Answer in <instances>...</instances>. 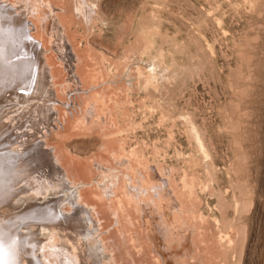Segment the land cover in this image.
I'll use <instances>...</instances> for the list:
<instances>
[{"label": "rangeland", "instance_id": "374dc122", "mask_svg": "<svg viewBox=\"0 0 264 264\" xmlns=\"http://www.w3.org/2000/svg\"><path fill=\"white\" fill-rule=\"evenodd\" d=\"M48 1L66 27L71 54L82 60L81 65H75L81 81L71 80L64 70L66 63L58 53L63 50L62 45L51 33H46L34 15L37 12H31L29 6L31 13L25 17L24 33L28 32L37 48L43 50L41 62L46 75L55 77L46 86L51 95L45 91L37 94L42 72L39 60L35 64L23 54L22 50L27 48L18 43L21 38L11 40L13 49H22L14 57L6 46L0 45V71L7 70L0 72V145H11V151H3L12 155L17 172L9 162L0 163V171L7 168L14 170L10 174L21 175V178L9 175L12 182L7 189L20 199L11 197L9 201L22 207L4 214L12 215L9 223L17 233V240L32 225L44 223L39 220L43 217L35 206L47 197L64 196L65 192L58 193L62 189L55 186L57 176L51 177L52 181L47 179L60 170L64 181L68 178L66 183L81 184L70 186L79 191L76 205L80 211L75 215L73 207L61 204L57 208L61 218L71 219L74 215L75 219L72 224L68 220L59 221L55 228L74 243L80 242L81 250L90 258L89 264L95 260L94 244L91 252H85L84 245L92 242L93 237L101 241L106 255L116 258L114 264H126L120 258L125 260L128 254L134 260L130 264H164L159 257V249L163 251L160 242L163 232L158 222L172 220L176 215L171 194L161 196L160 201V195L153 196L162 205L159 212L138 211L131 205L133 227L126 223L121 212L114 214L117 208L112 212L107 207L106 198L102 202L97 198L107 193L105 187L111 186L110 181L115 182L116 176L121 178L126 173L113 160V154L132 157L134 153L133 157L138 156L145 165L135 163V170L146 180L158 182L152 175L155 167L160 172L173 170L171 179L175 178L176 185L186 176L189 189L183 193V199L188 209H194L196 218L189 215L184 219L185 227L177 229L176 245L166 244L167 248H175L168 251L170 264H264V0H85L93 12L78 16L75 13L81 0ZM18 2L0 0V4L13 10L16 7V15L20 14L16 10L21 6ZM41 6L43 15L47 10ZM64 9L70 21L60 15ZM4 13L0 12L1 31L5 24L15 27V20L10 15L3 16ZM2 36L7 34L0 35V43ZM2 52L9 56L8 60ZM85 75L88 83H84ZM91 75L95 78L91 79ZM95 93L105 97L103 102L112 111L113 125L107 118L96 115L81 119L85 104L94 99ZM37 104L47 111L42 118L31 115L32 118L26 119L20 115L22 108L29 105L34 109ZM50 109L57 115L53 120L48 118ZM6 130L10 134L5 137ZM26 134L32 136L28 146L33 152L24 158L23 147H17ZM37 143L42 144L46 153L42 161L35 156ZM46 160L51 167L48 170L54 169L52 173L45 171ZM29 182L41 189L39 193L45 189L39 194L38 188ZM5 189L2 187V192ZM84 210L94 221L91 224L82 214ZM24 215L25 220L18 222L16 217ZM193 229L203 235L198 238L201 242L193 241L196 246L191 241ZM120 231H124L126 238H121ZM133 234L138 235V240H132ZM175 253L184 258L178 260Z\"/></svg>", "mask_w": 264, "mask_h": 264}, {"label": "bare ground", "instance_id": "6f19581e", "mask_svg": "<svg viewBox=\"0 0 264 264\" xmlns=\"http://www.w3.org/2000/svg\"><path fill=\"white\" fill-rule=\"evenodd\" d=\"M8 1V0H7ZM19 1L18 3L21 4V6L19 8H17L16 10L20 12L19 15H16L14 13L15 11V8L13 10V8L11 9V7H9L8 5H3L0 4V12H5L3 16H8L10 15L11 18H13L15 21H14V24H15V27H13L14 25L13 24H8V25H4V28H3V31H1L0 29V35H2L3 33H6L7 36L6 37H3V40H1V43L0 45H4L7 47V50L8 52H10V54H14L15 56L18 55V54H15V53H19L20 49H13L12 47V43H11V40H15V39H19L21 38L20 40H18V43H20L22 46L25 45V47L27 48L26 51H23V54L27 55L28 58H29V61L31 59V61L35 64H38V60H39V64H40V70L42 71L41 74H40V81L38 84L40 86V88H37L38 89V93L37 94H41V92L39 91H45V93H49L51 95V92L48 91L49 89L46 88V86L50 85V82L54 80V77L50 76L48 77L46 74V68L44 69L43 65H42V62L41 60L43 58H41L42 55H44L43 53V50L39 48H37V46L35 45V43L31 40V38H29L27 36L28 32L26 33L25 35V25H26V22H25V17L27 15H29L31 12L33 11H36L37 14H34V15H37V19L39 21H41V24L42 26L45 27L46 29V33L47 34H50L53 35V38L54 40H58V42H60V44L62 45L63 49L62 51H59V55H60V60L61 61H64L66 63V67H64V70H66V72H68L71 76V80L72 79H77V81H81V78H79L77 75H76V64H80L82 63V60H80L79 58H77L76 56H73V54H71L70 52V48H69V40L67 39V35L65 33V28L63 26V24H61V19L59 18L58 14H56V11L57 9L54 10V6L52 7L50 1H44V0H32V3H29L27 2L28 0H17ZM37 2V3H36ZM40 5L42 10L45 9L46 7V10H47V13H44L43 15H40ZM29 6H32L31 7V12L29 13L28 12V7ZM14 7V6H13ZM30 8V7H29ZM93 8V7H92ZM91 7H89V5L86 3L85 0H81V5H80V8H78V10H76V15H84L83 12L87 13V12H93ZM36 12H33V13H36ZM43 13V12H42ZM62 13L63 14H60V15H63V19H65L67 17V19L70 21V17H69V14L65 12V9H64V12L62 10ZM33 15V14H32ZM33 15V16H34ZM47 18V19H46ZM7 20H9L8 18H6ZM48 20V21H46ZM12 21V20H11ZM38 21V22H39ZM61 21V22H60ZM3 23V22H2ZM40 23V22H39ZM4 24V23H3ZM28 25V24H27ZM65 25V24H64ZM43 27V28H44ZM31 32V31H30ZM1 38V37H0ZM51 39V40H52ZM54 42V41H53ZM68 42V44H67ZM53 45V44H52ZM25 48V49H26ZM5 49V48H4ZM58 49V47H57ZM60 49V50H61ZM18 50V52H17ZM59 50V49H58ZM57 50V51H58ZM4 52V51H3ZM2 52V54H3ZM6 53V51H5ZM21 53V52H20ZM4 55V54H3ZM13 55V57H14ZM5 56V55H4ZM5 60H8L7 58H9V56H5ZM11 57V56H10ZM24 58V57H23ZM13 59H18V58H13ZM12 59V60H13ZM10 60V59H9ZM21 60V59H20ZM6 62V61H4ZM44 63V62H43ZM73 63V64H72ZM32 66V65H31ZM10 67V65H9ZM66 68V69H65ZM5 70V69H4ZM4 70H1L0 72L2 73ZM7 70H5L4 72H6ZM11 70H9L7 73H9ZM51 73V72H50ZM60 74V73H59ZM9 75V74H8ZM50 75V74H49ZM7 76V75H6ZM4 76V77H6ZM83 77V76H82ZM89 77V76H88ZM91 79H94L95 77L93 75L90 76ZM10 78V76H9ZM57 79V78H56ZM74 80V81H75ZM37 81V82H38ZM53 83V82H52ZM84 83H88V80H87V76L85 75V79H84ZM5 85V84H4ZM3 88V86H2ZM8 88V87H7ZM48 89V90H47ZM47 90V91H46ZM105 99V97L102 95V94H99V93H95L94 94V99L93 100H90L88 101L86 104H85V108L84 110L85 111H82L81 115V119L84 121V120H88V116H94L96 115L97 117L99 118H104V120H106V118L109 120V122L111 123V125H113V114H112V111L110 109H108L105 105H104V102L103 100ZM1 100V99H0ZM39 101L42 102V98L40 99L39 98ZM41 104H37V107H35L34 109L31 107V106H26L25 108H22L20 111V115L25 117L26 119H28L29 117L32 118V116L34 118H42V115H46V112H45V107H42L40 106ZM81 108V107H80ZM1 113V112H0ZM4 114V113H2ZM18 114V113H17ZM19 115V114H18ZM32 115V116H31ZM57 116L56 114H53L52 112V109H50V112H48V118L53 120V116ZM8 115H6L7 117ZM90 116V118H92ZM9 117V116H8ZM14 117V116H12ZM5 118V117H4ZM3 118V119H4ZM11 118V117H10ZM15 118V117H14ZM18 119H20V117H17ZM16 118V119H17ZM46 118V117H45ZM44 118L43 122L45 121V124H46V120ZM47 118V119H48ZM84 118V119H83ZM2 119V120H3ZM25 119V120H26ZM54 119L56 120L57 118L54 117ZM8 120V119H7ZM11 120V119H10ZM10 120H9V123H10ZM13 120V119H12ZM11 120V122H13ZM54 120V121H55ZM4 121V120H3ZM2 121V124H4ZM16 121V120H15ZM23 121V120H21ZM7 122V125H10L8 124V121H5V123ZM52 122V121H51ZM50 122V123H51ZM0 123H1V120H0ZM15 123V122H13ZM79 123V122H78ZM16 124V123H15ZM17 124H20V122H18ZM5 125V124H4ZM25 125V124H23ZM41 125V124H40ZM47 125V124H46ZM49 125V124H48ZM78 125V124H77ZM2 126V125H1ZM13 126V125H12ZM11 126V127H12ZM16 126V125H14ZM28 126V124H27ZM45 126V125H44ZM36 127V126H34ZM3 128V127H2ZM5 128V127H4ZM10 128V127H9ZM43 128V126L41 127ZM6 129H7V126H6ZM11 129V128H10ZM17 129V128H16ZM20 129V128H19ZM47 129V127H46ZM45 129V130H46ZM25 130V129H24ZM40 130V129H39ZM38 130V131H39ZM9 131V130H8ZM0 132H1V128H0ZM7 132V130H6ZM13 132V131H12ZM57 132V131H56ZM27 133V132H26ZM43 134V132H41ZM40 133V134H41ZM45 133V132H44ZM4 134V133H3ZM6 134H10L9 132L5 133V137H6ZM57 134V133H56ZM2 135V134H1ZM12 135V134H11ZM21 135V134H20ZM25 135V134H24ZM51 135V134H50ZM19 136V134H18ZM35 136V134H34ZM40 137V136H39ZM18 138V137H17ZM16 138V139H17ZM31 138V139H30ZM35 138V137H34ZM33 138V140H34ZM37 138V137H36ZM35 138V139H36ZM32 140V136L26 134V136H23L21 137L20 140H22L20 142V145L17 147L19 148L20 146L23 147V152L21 153L22 157H26L31 150V148L28 146V142L30 140ZM46 139V138H45ZM14 140L13 138L11 139V141ZM10 141V139H9ZM41 141V140H40ZM13 142V141H12ZM32 142V141H31ZM10 144V142H8ZM14 143V142H13ZM17 143V141H16ZM15 143V144H16ZM19 144V143H18ZM39 143L35 144L34 147H37L36 149V152H35V156L38 157L37 160L39 161H42L44 157H46V153H45V150H42L41 149V145L40 146L38 145ZM11 145L9 146H6L5 144L2 146L0 145V163H11L13 164L12 165V169H14V159H12V157H10V155L8 156L7 154H4L5 152L3 150L5 149H9ZM122 147V146H121ZM12 148V147H11ZM59 148V147H58ZM56 149V148H55ZM10 150V149H9ZM19 150V149H18ZM34 150V149H33ZM11 151V150H10ZM51 151V150H49ZM48 151V152H49ZM59 151V150H58ZM122 151V150H121ZM33 152V151H32ZM47 152V151H46ZM50 153V152H49ZM60 153V152H59ZM48 154V153H47ZM58 154V153H57ZM134 154V153H133ZM133 154H132V157H129L127 155H114L112 156L113 160L115 162H117L119 164V166H121L123 169H124V172H126L124 174V176H122L121 178L116 176V181L114 182V180L110 181L111 182V186L110 187H105L107 188V193H103L102 196L100 197H97L99 199L100 202H102V200L104 198H106L107 202H108V206L110 209H112V212L114 211L115 208H117V211L114 212V214H118L119 215V212L122 213L123 216H125L124 220L126 221V223L129 225V226H132L133 227V221L131 219V216L129 214V209H131V205H134V208L138 211H142L144 209H153L155 212H159V210L162 208V205L160 206L157 202H155L153 200V196L154 195H160L159 196V201H160V198L161 196H165V195H172L173 197V205H174V212L176 213V215L172 218V220L170 219H165V221H159L158 222V227L160 229L162 233L161 235V239H160V242H161V246H163V251H161L159 249V257L162 258V260L164 261V264H167V261H169V264H170V254L168 253V251L171 249V250H175L174 247H169L167 248L166 244L171 242L173 243V245H176L177 243V239H175V236L178 234L177 232V229H180L182 230V228L185 227V223L183 222L184 219L186 217H189L192 216L193 218H196L195 217V212H194V209H188L185 202H184V199H183V193H186V191L189 189L188 188V185L186 183V176H182L179 181V185H176L175 183V178H173V180L171 179V175H173L172 173L174 172L173 170H171L172 173H170V170L167 172H160L159 169L157 167L153 168V174L154 177L158 178V182H151L149 179L146 180V178L141 174L139 173L140 171L137 169L135 170V166L134 165L135 163L137 165H144L141 163V161L139 160V157H133ZM20 155V154H19ZM18 155V156H19ZM20 155V156H21ZM49 155V154H48ZM12 156V155H11ZM15 156V154H14ZM17 157V158H20ZM50 156V155H49ZM48 156L49 158V161L50 160V157ZM16 157V156H15ZM32 157V156H31ZM29 158V156H28ZM47 158V159H48ZM52 158V156H51ZM142 158V157H141ZM21 159V158H20ZM59 159V158H57ZM23 160V159H22ZM21 160V161H22ZM45 160V159H44ZM2 161V162H1ZM16 161V160H15ZM25 161V160H24ZM48 160L45 161V163L47 164V162L49 163ZM38 162V161H37ZM54 162V161H52ZM50 162V163H52ZM62 162V161H60ZM143 162V160H142ZM42 163V162H41ZM58 163V162H57ZM43 164V163H42ZM41 164V166H42ZM62 164V163H61ZM60 164V165H61ZM37 165V164H36ZM39 165V163H38ZM44 165V164H43ZM56 165V164H55ZM45 166V165H44ZM43 166V167H44ZM59 166V165H58ZM145 166V165H144ZM39 167V166H38ZM38 167L36 168L37 169V172H36V175H38ZM54 167V166H52ZM71 167V166H70ZM48 168L50 169L51 167L49 166V164H47V167H45V171L48 170ZM55 168V167H54ZM63 168V167H62ZM142 168V167H140ZM11 170H8L7 168H4L2 171H0V264H21V263H24V262H28L29 264H76V261H78V264H89L88 263V260L90 259L89 256L87 254H85L82 250H81V244L78 240H76V243H74L69 237H65L64 235H62V231L60 230H57L55 227L58 225L57 222L61 223V222H64L68 220L69 223H71L75 218L73 217L74 215H72L71 219L70 217L69 218H61L62 216L60 215V213L57 211V208L61 205V204H69L71 207H73V210H75V215L79 213L80 209L77 207L76 205V202L80 200V194H79V191L75 190L74 188L71 189L70 186H72L73 184H76V183H73L71 184L70 183H66V178L65 181H64V177L62 175H64L62 173L61 175V171H54V169L52 170H48V172L46 173H49V171H51L50 175L49 176L50 178L47 177V179H50L51 180V177L55 178L54 179L56 181V185L58 189H62L61 191H59L58 193L60 192H65L64 196H59L57 195V193L55 195L58 196V198L56 197L55 198H50L47 197L46 200L43 201L42 204H39V206H35V210L40 213V216L43 217L42 219H40L39 217H37V219L39 218L40 221H44L43 224H40V225H32L31 228L29 229L28 227V232H25L22 234V229L20 232L22 234V238L19 240H17V233L15 231V229L13 228V226L11 227L10 226V217H6L4 214L7 213V212H10L12 210H17L16 208H20L21 204H18L16 206V204L14 205L13 203H11L9 201V198L11 197H15L16 200L20 201V199L18 198V196L13 193L12 191H8V185L12 182L9 175H19L20 178H21V175L19 173H13V174H10V171ZM42 169V168H41ZM40 169V170H41ZM57 168H55L56 170ZM59 169V167H58ZM61 169V168H60ZM15 170V169H14ZM13 170V171H14ZM63 170V169H62ZM67 170V169H66ZM145 170V168H144ZM12 171V172H13ZM16 171V170H15ZM22 171V169L20 170ZM34 171V170H33ZM69 171V170H68ZM83 173L85 172V170H82ZM143 171V170H141ZM17 172V171H16ZM24 172V170L22 171ZM21 172V173H22ZM26 172V171H25ZM31 172V171H30ZM41 172V171H39ZM42 172H43V169H42ZM41 172V174L43 175V173ZM90 172V171H89ZM32 173V172H31ZM31 176H33L34 174H31ZM35 173V171H34ZM46 173H44L46 175ZM65 173V172H64ZM86 173V172H85ZM175 173V172H174ZM40 174V176H42ZM87 174V173H86ZM36 175H35V178H36ZM49 174H47L48 176ZM66 175V174H65ZM79 177L80 174H78ZM77 175V176H78ZM24 176V175H22ZM26 176V175H25ZM73 176V175H72ZM76 175H74L75 177ZM76 176V177H77ZM87 176V175H85ZM28 177V175H27ZM38 177V176H37ZM67 177V176H65ZM114 177V176H113ZM41 178V177H40ZM44 179V177H42ZM46 178V177H45ZM85 178V177H84ZM22 179L25 181L24 177H22ZM14 180V179H12ZM32 180V179H31ZM36 179L33 178V181H35ZM38 180V178H37ZM46 180V179H45ZM45 180H43L44 182H46ZM49 182L52 183L51 180ZM83 180V178H82ZM106 180H109V179H106ZM111 180V179H110ZM40 181H42V179H40ZM48 181V180H47ZM54 181V183H55ZM74 181V180H73ZM84 181V180H83ZM22 182V181H21ZM43 182V184H44ZM48 182V183H49ZM68 182V181H67ZM85 182V181H84ZM83 182V183H84ZM109 182V181H108ZM23 183V182H22ZM31 183V182H29ZM47 183V184H48ZM80 183V182H79ZM82 183V182H81ZM82 183V185H84ZM105 183V182H104ZM33 185V183H31ZM37 184V183H36ZM42 184V182H41ZM53 184V183H52ZM110 184V183H109ZM27 185V183L25 184ZM46 185V184H45ZM49 185V184H48ZM48 185H46L48 187ZM81 185V184H80ZM79 184L77 185H73V186H80ZM23 186V185H22ZM21 186V187H22ZM34 187L36 185H33ZM33 186H29L30 188L33 187ZM42 186V185H41ZM51 186V184H50ZM53 186V185H52ZM104 186V185H103ZM2 187H5V191L2 192ZM14 187H17L16 185ZM24 187V186H23ZM28 187V185L26 186ZM37 187V186H36ZM46 187V188H47ZM38 188V187H37ZM42 188V187H41ZM50 188V187H48ZM52 188V187H51ZM22 190V188H20ZM25 189V187H24ZM36 189V188H35ZM39 189L37 190V192L39 193ZM43 189L45 188H42V191L43 192ZM17 190L19 191V188H17ZM27 191V189H25ZM34 190V189H33ZM41 190V189H40ZM51 190V189H50ZM14 191V190H13ZM17 191V192H18ZM23 191V190H22ZM105 190L103 189V192ZM8 192V193H7ZM15 192V191H14ZM21 192V191H20ZM30 192V191H29ZM40 192V193H41ZM51 192V191H50ZM24 193V191H23ZM36 193V192H34ZM39 193V194H40ZM47 194L49 192H46ZM117 193H119L120 195H118ZM27 194V193H26ZM37 194V193H36ZM35 194V195H36ZM5 195V198L4 196ZM32 195H34L32 193ZM54 195V194H53ZM113 195H115V197L117 198V204L114 205L113 203ZM24 196V195H22ZM42 196V195H41ZM60 197V198H59ZM95 197V198H96ZM114 197V198H115ZM21 198V197H20ZM38 198V197H37ZM41 198V197H40ZM22 199V198H21ZM24 199V198H23ZM33 200V198H31ZM94 199V198H93ZM26 200V199H25ZM35 200V199H34ZM38 200V199H37ZM96 200V199H95ZM42 201V200H40ZM98 201V200H97ZM31 202V201H30ZM20 203V202H19ZM194 203V202H193ZM23 204V203H22ZM79 204V203H77ZM105 206V207H106ZM22 207V206H21ZM87 207V206H86ZM192 207V206H191ZM90 210V209H89ZM88 210V211H89ZM109 210V209H108ZM84 214V216L86 217L87 220H89L90 224L91 222H94L90 219V217H88V212L85 210L82 211ZM110 212V211H109ZM8 214V213H7ZM81 214V213H80ZM9 215V214H8ZM7 215V216H8ZM46 215H50V218L46 219L45 216ZM117 216V215H116ZM115 216V217H116ZM197 216V215H196ZM27 216L24 215V216H19V217H16L18 218V222L20 221H24L25 218ZM78 217V216H76ZM29 218V217H28ZM74 218V219H73ZM117 218V217H116ZM73 219V220H72ZM85 219V220H86ZM78 219H76L74 222H77ZM84 220V218H83ZM197 221V220H196ZM124 222V221H123ZM63 223V224H64ZM73 223V222H72ZM71 223V224H72ZM87 223V222H86ZM54 224V225H52ZM57 224V225H56ZM94 225V224H93ZM118 225V224H117ZM121 225V224H120ZM54 226V227H52ZM95 226V225H94ZM93 226V227H94ZM194 226V225H193ZM92 227V226H91ZM16 228V227H15ZM24 228V227H23ZM124 228V226H123ZM97 229V228H96ZM198 229V228H197ZM26 230V228H25ZM24 230V231H25ZM94 230H95V227H94ZM20 231V230H19ZM27 231V230H26ZM96 231V230H95ZM199 231V229H198ZM91 234L92 232L89 231ZM88 232V233H89ZM121 232V238L124 239L126 238L125 237V234H124V231H120ZM193 235L191 233V241L193 242L195 239V241H198L199 237L203 236L201 233L195 231L193 229ZM197 232V233H196ZM182 233V232H181ZM180 234V232H179ZM201 234V235H200ZM93 235V234H92ZM95 236V235H94ZM132 236V235H131ZM182 236V235H181ZM183 237V236H182ZM200 237V238H201ZM130 238V236H129ZM22 240V241H21ZM59 240H61L62 243L59 242ZM132 240L136 241L138 240V235H134L132 236ZM201 240V239H200ZM198 241L201 242V241ZM93 241H96L95 243H93ZM93 241L92 242H89L88 244L85 243L84 245V251H90L91 248V244H94V251H95V260L92 261V264H101V261L102 260H105L107 261V264H114L115 261H116V258L113 256V255H106L105 254V248L104 246L102 245L101 241H98L96 240L95 237H93ZM21 242V243H20ZM104 243V242H103ZM194 243V242H193ZM197 243V244H198ZM63 246V247H59V246ZM195 245V243H194ZM196 246V245H195ZM93 247V245H92ZM200 250V249H199ZM38 253V254H37ZM107 253V252H106ZM26 256H25V255ZM184 254V253H183ZM23 255V256H22ZM175 256H177V259L181 261V258H184V255L181 257V255H179L178 253H175L174 254ZM126 259H122L120 258V260H122V262L126 261V264H130V262H134L133 260V257L128 254L127 256H125ZM181 257V258H180ZM175 259V258H174ZM175 259V260H177ZM157 262H159V259H156ZM183 261V260H182ZM172 263V261H171ZM104 264V263H102ZM173 264V263H172ZM201 264V263H200ZM203 264V263H202Z\"/></svg>", "mask_w": 264, "mask_h": 264}]
</instances>
